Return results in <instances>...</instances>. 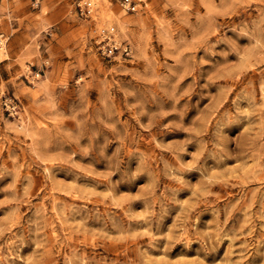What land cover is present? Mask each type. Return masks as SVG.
<instances>
[{"label":"rangeland","instance_id":"obj_1","mask_svg":"<svg viewBox=\"0 0 264 264\" xmlns=\"http://www.w3.org/2000/svg\"><path fill=\"white\" fill-rule=\"evenodd\" d=\"M135 1L0 0V264H264V0Z\"/></svg>","mask_w":264,"mask_h":264},{"label":"built area","instance_id":"obj_2","mask_svg":"<svg viewBox=\"0 0 264 264\" xmlns=\"http://www.w3.org/2000/svg\"><path fill=\"white\" fill-rule=\"evenodd\" d=\"M75 12L83 18H92L95 11L94 0H71ZM121 6L128 11H135L137 3L135 0H120ZM94 41L100 55L105 58L115 57L116 55L128 54L127 44H123L117 35L113 25L104 26L96 31Z\"/></svg>","mask_w":264,"mask_h":264}]
</instances>
